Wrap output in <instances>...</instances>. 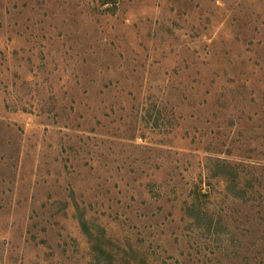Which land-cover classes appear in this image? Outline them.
Returning <instances> with one entry per match:
<instances>
[{"label":"rangeland","instance_id":"rangeland-1","mask_svg":"<svg viewBox=\"0 0 264 264\" xmlns=\"http://www.w3.org/2000/svg\"><path fill=\"white\" fill-rule=\"evenodd\" d=\"M0 264H264V0H0Z\"/></svg>","mask_w":264,"mask_h":264},{"label":"trees","instance_id":"trees-1","mask_svg":"<svg viewBox=\"0 0 264 264\" xmlns=\"http://www.w3.org/2000/svg\"><path fill=\"white\" fill-rule=\"evenodd\" d=\"M233 185V184H232Z\"/></svg>","mask_w":264,"mask_h":264}]
</instances>
